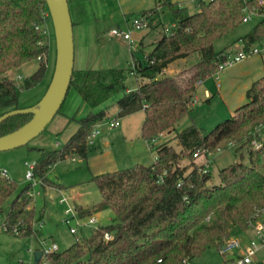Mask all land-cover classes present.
<instances>
[{
  "label": "trees",
  "instance_id": "obj_1",
  "mask_svg": "<svg viewBox=\"0 0 264 264\" xmlns=\"http://www.w3.org/2000/svg\"><path fill=\"white\" fill-rule=\"evenodd\" d=\"M156 2L155 8L139 13L152 39L149 44L140 39L138 48L131 51L130 67L73 69L66 96L73 90L90 111L72 119L77 130L61 148L37 149L33 178L42 188L55 186L48 178L50 168L72 156L86 160L87 138L96 124L139 111L144 114L143 140L151 142L162 133L175 132V145L164 142L157 146L151 166L136 165L93 177L101 202L85 211L76 208L77 214L86 218L110 210L111 223L62 251L43 255L46 264L191 262L209 248L219 250L233 236V228L245 232L250 217L264 207V75L246 90V102L210 132L203 134L194 125L180 132L175 129L189 115L197 85L212 78L226 59L227 49L215 51L214 42L236 29L242 23L243 9L256 6L258 0H195L197 10L193 13L169 0ZM164 9L172 19L169 32L161 22ZM46 11L44 0H0V116L17 109L21 91L36 87L45 77L49 46L35 26L41 24V13ZM263 40L261 20L236 42L247 51ZM195 53L199 59L191 73L164 75L170 64ZM38 57L37 69L20 86L7 76ZM130 78L136 82L134 88ZM118 95L115 103L104 106ZM30 118L16 115L3 120L0 136ZM255 143L261 146L255 148ZM229 147L236 148L238 160L221 169L219 182L213 184L210 172L195 163L194 154L204 156ZM183 160L188 163L181 165ZM16 190V183L0 171V214ZM30 190V184L23 187L11 201L5 233L22 238L36 235L34 224L41 215L37 217L34 209L28 208ZM36 264H42V259Z\"/></svg>",
  "mask_w": 264,
  "mask_h": 264
},
{
  "label": "crops",
  "instance_id": "obj_2",
  "mask_svg": "<svg viewBox=\"0 0 264 264\" xmlns=\"http://www.w3.org/2000/svg\"><path fill=\"white\" fill-rule=\"evenodd\" d=\"M169 1L173 4L179 5L180 7L187 8L188 11L190 9L192 10V6H195V0ZM67 3L73 25V69L75 70L117 69L115 67L117 56L115 58L112 54L109 57L103 53L104 45L108 46V42H110L109 39L111 37L121 39L120 37L114 36L112 34V30H121L124 27L130 28L132 22H134L132 21L134 17H137L138 19L140 18L139 13L151 10L157 6L156 0H67ZM134 40L136 42L135 47L138 48L140 41L139 35H137ZM237 44L239 45L240 50L242 48V44L240 42H237ZM256 47L262 48L260 54L248 57L247 59L224 69L217 75V77H212L200 82L196 87L193 104L199 100L211 103L213 100L212 95L216 94L218 101L222 104L223 108L227 113H230V116H232L235 110L246 102V90L253 82L264 75V40L261 42L260 46ZM227 52L229 53V51ZM189 57H193V60H195L196 63L199 59V54L195 53ZM189 57L177 60L170 64L164 70V75L168 76L171 72L175 73L174 75H187L185 74L186 70H180L177 66L180 62H187ZM172 66L175 68H170ZM48 70L49 62L47 64L45 77ZM210 80H213V85L207 83ZM42 82L37 86H41V84H43ZM134 87L135 86H133V88ZM199 89H201V91H199ZM119 96L120 95L114 97L104 104V106L115 103ZM63 104L65 107L59 115L65 122H73L72 119L78 120L90 111L88 106L73 90L68 92ZM104 106L100 108H103ZM112 119L118 120L119 126L113 129H103L101 133L93 139L92 143H87L86 160L82 161L75 156H72L60 161L73 162L77 165V167L83 166L85 170L84 175H86L83 177L86 183H89L87 186H83L82 181L77 182L74 185L63 186L61 184L62 176L59 178V176L55 177L51 174L52 169L54 167L57 168L60 162L54 164L50 168L48 177H50L56 185L44 186L43 192H45L46 195H49V199H52V196L57 193L59 195V206L74 207L75 210L76 208H79L82 211L98 206L101 202V196L97 189L99 198L96 199L95 197L96 190L93 187L95 184L91 182L93 177L131 168L136 165H153L156 161L155 149L163 143H161L160 138L165 137L166 134H172V132L162 133L151 142L143 140L140 135L141 124L144 119L142 111L124 117H114ZM174 135L175 132H173L170 139L173 138ZM167 141L168 140L165 142ZM55 147H57L56 149L60 148V144L56 143ZM70 166L72 167V165ZM34 187L35 186H31L30 192L32 194ZM62 198H65L66 202H61ZM34 207L35 205L32 201L28 208L34 209ZM110 212V210H100L93 212L91 215L94 216L97 223H99L100 220L102 221L104 219L103 214H106L105 218H108V222L111 223L113 214ZM107 213L111 214V216L107 215ZM36 223L39 224V231H37L34 238L44 241L45 237L43 232H41L43 225L42 221H38ZM34 225L36 226V224ZM43 227L46 228L45 225Z\"/></svg>",
  "mask_w": 264,
  "mask_h": 264
},
{
  "label": "rangeland",
  "instance_id": "obj_3",
  "mask_svg": "<svg viewBox=\"0 0 264 264\" xmlns=\"http://www.w3.org/2000/svg\"><path fill=\"white\" fill-rule=\"evenodd\" d=\"M192 7V10L190 9L189 12L193 13L197 10V8L195 6ZM135 20H137V17H134L132 21ZM161 22L166 32H169L172 27V19L167 9L163 10V13L161 15ZM257 22L258 20L255 19L249 23H241L232 32L216 40L213 44L214 50L222 51L227 49V51H229V53L231 54L237 52L239 50V45L236 41L244 35L248 34ZM48 25L50 26L49 29L51 31V36L47 39L45 38V41L49 45V70L41 86L21 91L17 109H26L35 105L43 96L50 82L55 61V45L51 21L48 22ZM121 30L124 32L128 29L127 27H124ZM132 34L134 39L135 37H137V35H139V38L144 39L143 41L146 44H149L152 39V33L148 32L145 28L139 31L134 30ZM109 41L110 42H108V46L104 45L103 53L105 55H108L109 57L112 54L115 58L117 56V62L115 64V67L117 69H127L128 67H130L131 50L129 49V46L126 41H124L122 38L116 39L113 37H111ZM194 64L195 60H193V57H189L187 62H180L177 68L180 70H186L185 74H189L192 72ZM37 66L38 62L36 60H33L27 63L26 65L11 71L7 74V76L11 78L16 85L19 86L23 83V80L25 78L31 76L34 73ZM170 68L175 67L172 66ZM174 74L175 73L171 72L168 74V76H176ZM129 83H131L132 87L136 85V82L133 78H130ZM207 83L213 85V80H210ZM199 91H201V89H199ZM212 99L213 100L211 101V103L204 102L201 100L196 101L195 104H193L189 115L182 118L176 124V132L182 131L189 125H194L198 129H200L203 134H206L213 130L219 123L228 119L230 117V113H227L226 110L223 108L222 104L218 101L217 95H212ZM64 107L65 106L63 104L60 109V112L63 111ZM76 130L77 125L75 123L65 122L62 120L59 114H56L52 121L46 126V128L37 137L28 142V144L19 148L0 152V171H4L6 173V177L10 180H13L17 185V190L15 191V193L3 205V212L1 213V216H6L10 207V203L18 194V192L23 187L32 184V182L28 181L25 178V175L26 172L29 170L28 165L35 162V158H37V149L43 148L46 150H53L57 148L55 147L56 143H59L61 148ZM172 135L173 132L172 134H166L165 137L160 138L161 143H164L166 140H168L167 142H172L171 144H174V137L170 139ZM175 149L177 151L179 150V148L177 147H175ZM235 149V147H229L225 151H218L204 156L199 155L197 158H195V163L198 166H203L206 171L208 170L210 172L213 184H217L219 182V171L238 160L239 156L235 152ZM187 163V160L181 161V165H186ZM70 165H72V167ZM75 167H77V165L73 162H60L57 168L54 167L52 169L51 174L55 177L59 176V178H61L62 176V183H60L63 186L74 185L80 181L83 182V186H87L89 183H86L83 177L86 176L84 175V167ZM48 178L50 179V177ZM34 181L37 182L38 180L34 179ZM93 187L96 190V193H94L97 199L99 198V193L97 191V188L95 186ZM58 199L59 195L57 193L52 196V199H49V195H46V193L43 192V188L39 184H37L33 188L32 201L35 205L34 211L37 217L41 215V219L39 221H42L43 224H41V232H43L45 240H37L34 237H15L5 232H0V264H34L33 253L36 250H40L41 242H44L41 245L45 249L50 247L52 243H55L58 246L57 250L62 251L68 248L71 244H73L76 239L88 238L98 227H105L110 224V222H108V218H105L106 214H103L104 219L102 221L100 220L99 223H97L95 226H77L75 219H71L70 217L65 215L66 207L59 206ZM107 215L111 216V214L108 213ZM76 217L78 218V220L83 219L78 216L77 211ZM66 219L69 221V224H66L64 222ZM36 222L37 221H35L36 226L34 225V228L39 231V224ZM44 225L46 226V228L43 227ZM69 228H76V234H71ZM231 233L234 237L246 236L245 238H247L250 236L249 234H242L237 228H233ZM263 260L264 251H261L256 255V261L261 262ZM190 264L225 263L223 257L219 254L217 249L209 248L202 254L201 257L191 260Z\"/></svg>",
  "mask_w": 264,
  "mask_h": 264
},
{
  "label": "built area",
  "instance_id": "obj_4",
  "mask_svg": "<svg viewBox=\"0 0 264 264\" xmlns=\"http://www.w3.org/2000/svg\"><path fill=\"white\" fill-rule=\"evenodd\" d=\"M207 1V0H206ZM209 1V0H208ZM257 19L258 21L264 20V0H258L256 6H247L243 9V16L241 19L242 23H249L253 20ZM48 22H50V17L48 11L41 13V24L36 25L35 29L41 33L43 38H48L51 36V31L49 29ZM146 27V22L143 17L138 18L134 22H132L130 28H127V31H122L119 29H113L112 34L116 37L122 38L124 41L127 42L129 49L131 51H135V40L132 37V32L134 30H141ZM262 51L261 47H252L249 50H244L243 46L240 50L237 52L231 54L227 53L225 61L220 64L217 68L216 73L213 77H217V75L223 71L224 69L231 67L248 57H251L253 55L260 54ZM40 60V57L37 58V61ZM119 126V121L116 119L107 120L103 123L96 124L92 131L90 132L87 143H92L93 139L101 133L103 129H113L115 127ZM261 146L260 143H255V148H259ZM194 157H198L197 154H194ZM34 163H31L28 165L29 170L26 172L25 178L32 182L31 186H36L37 184H40L39 181L35 182L33 178V167ZM26 164V163H25ZM1 175L6 177V173L4 171H1ZM29 195L32 197L33 194L30 192ZM61 202H66L65 198L61 199ZM65 215L70 217L71 219L76 220V225L80 227L85 226H95L97 224V220L94 216H89L86 218H83L81 220H78L76 217V210L74 207L67 206L65 209ZM66 224H69V221L66 219L64 221ZM6 225H5V217L1 216L0 214V232H5ZM69 231L71 234H76L77 229L76 228H69ZM243 234H249L250 236L245 238L246 236L242 237H230L227 239L224 244L221 246V248L218 250L219 254L223 257L225 264H254L256 262V255L264 251V207L261 209H258L247 221V230L243 232ZM104 238L106 240L110 239V235L107 233L104 234ZM40 243V250L42 252V264H46V262L43 260V255L49 254L51 252H54L57 250V246L55 244H52L47 249L43 248ZM261 262H264L261 261ZM181 264H190L189 261L184 260Z\"/></svg>",
  "mask_w": 264,
  "mask_h": 264
},
{
  "label": "water",
  "instance_id": "obj_5",
  "mask_svg": "<svg viewBox=\"0 0 264 264\" xmlns=\"http://www.w3.org/2000/svg\"><path fill=\"white\" fill-rule=\"evenodd\" d=\"M49 13L54 45L55 61L50 82L41 99L26 109H13L0 116V123L12 116L30 115L28 122L13 132L0 136V152L25 146L37 137L52 121L65 100L74 63L73 25L67 0H44ZM38 263L42 252L33 253Z\"/></svg>",
  "mask_w": 264,
  "mask_h": 264
}]
</instances>
